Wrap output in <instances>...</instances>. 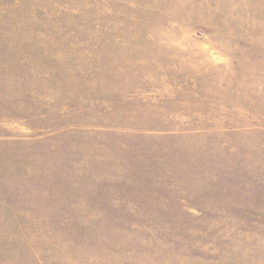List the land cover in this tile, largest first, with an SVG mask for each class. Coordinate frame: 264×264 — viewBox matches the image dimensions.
Returning <instances> with one entry per match:
<instances>
[{
	"label": "rangeland",
	"instance_id": "obj_1",
	"mask_svg": "<svg viewBox=\"0 0 264 264\" xmlns=\"http://www.w3.org/2000/svg\"><path fill=\"white\" fill-rule=\"evenodd\" d=\"M0 264H264V0H0Z\"/></svg>",
	"mask_w": 264,
	"mask_h": 264
}]
</instances>
